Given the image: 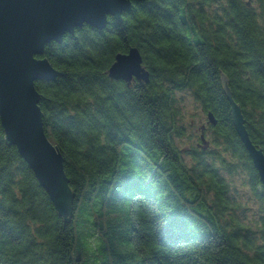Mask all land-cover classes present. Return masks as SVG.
I'll use <instances>...</instances> for the list:
<instances>
[{
	"label": "trees",
	"instance_id": "16d2710c",
	"mask_svg": "<svg viewBox=\"0 0 264 264\" xmlns=\"http://www.w3.org/2000/svg\"><path fill=\"white\" fill-rule=\"evenodd\" d=\"M252 1L132 0L105 28L85 24L45 46L42 57L60 75L36 88L46 134L65 158L74 213L59 216L0 121V264H264V209L254 232L222 222L231 206L221 169H244L264 202L223 80L264 151V0ZM132 46L148 83L108 74ZM182 90L215 116L211 130L234 162L209 160L201 134L187 163L174 143ZM85 236L95 248L89 256L79 246Z\"/></svg>",
	"mask_w": 264,
	"mask_h": 264
},
{
	"label": "water",
	"instance_id": "95a60500",
	"mask_svg": "<svg viewBox=\"0 0 264 264\" xmlns=\"http://www.w3.org/2000/svg\"><path fill=\"white\" fill-rule=\"evenodd\" d=\"M131 8L132 0H0V121L5 140L17 147L66 221L73 217L75 194L65 158L46 134L36 88V81H54L60 71L42 55L48 43H61L66 33L74 34L85 24L103 29L109 16L121 19ZM108 74L129 86L136 80L150 81L141 51L134 46L116 55ZM223 80L234 127L264 188V151L253 143L242 107L232 97L225 75ZM208 120L217 124L211 112Z\"/></svg>",
	"mask_w": 264,
	"mask_h": 264
},
{
	"label": "rangeland",
	"instance_id": "374dc122",
	"mask_svg": "<svg viewBox=\"0 0 264 264\" xmlns=\"http://www.w3.org/2000/svg\"><path fill=\"white\" fill-rule=\"evenodd\" d=\"M252 2L253 6L256 7L255 1ZM213 8H216V6ZM175 94V107L179 112V134L174 136V143L177 148L182 150L187 163L189 165L192 164L189 152L200 151L199 147L201 143L199 144V138L201 134H206V138L208 139L207 143L204 142V145H206L205 149H208L212 153V155L207 154L209 160L211 156H216V158L219 156L218 158L221 157L223 161L234 162L230 153L225 149L224 141L216 139L217 136H215L210 127L212 123L209 122L207 113L204 112L201 104L193 96V93L190 90H182L176 91ZM221 174L229 183L230 191L228 199L230 202L229 206H231L224 213L223 224L227 225V227L228 225L232 227L239 225L252 230L251 232L256 231L259 226L260 215L264 209V202L258 198L255 190L252 188L246 171L240 167L232 174H228L221 169ZM92 241L95 244L96 240L93 239ZM79 242V246L86 252V256L92 255L95 252L92 242L86 236L85 238L82 237ZM86 264H92V262L87 260Z\"/></svg>",
	"mask_w": 264,
	"mask_h": 264
}]
</instances>
